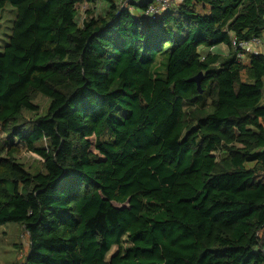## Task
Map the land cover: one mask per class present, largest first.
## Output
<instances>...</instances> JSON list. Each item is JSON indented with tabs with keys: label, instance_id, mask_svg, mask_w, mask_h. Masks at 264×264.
I'll use <instances>...</instances> for the list:
<instances>
[{
	"label": "trees",
	"instance_id": "obj_1",
	"mask_svg": "<svg viewBox=\"0 0 264 264\" xmlns=\"http://www.w3.org/2000/svg\"><path fill=\"white\" fill-rule=\"evenodd\" d=\"M96 1L0 0V226L30 241L12 264H264V54L233 47L264 37V0Z\"/></svg>",
	"mask_w": 264,
	"mask_h": 264
},
{
	"label": "rangeland",
	"instance_id": "obj_2",
	"mask_svg": "<svg viewBox=\"0 0 264 264\" xmlns=\"http://www.w3.org/2000/svg\"><path fill=\"white\" fill-rule=\"evenodd\" d=\"M98 1V0H97ZM96 1V2H97ZM92 4H95L92 3ZM85 5V4H84ZM84 5L81 7L82 11L78 16V19L84 18L86 13L83 12ZM96 6L98 11H103L104 4L98 1ZM16 18V9L10 4L6 3L0 10V52L3 51L5 45L8 43L10 35L12 33V27ZM226 47V48H225ZM225 52L228 51L227 46H224ZM35 104L38 106V110L35 113L26 112L29 117H38L45 114L48 110L50 98L45 94L39 93L36 95ZM9 136L0 131V139H3L8 143ZM16 141V139H15ZM20 149L16 153V158L22 162L25 168L31 172H36L43 169L42 159L36 153L30 152L26 149L21 142ZM117 206H124L126 204L114 203ZM29 234L25 230L24 226L17 222H8L0 226V264H12L15 262H21L29 249ZM118 250V246H113L108 253V257Z\"/></svg>",
	"mask_w": 264,
	"mask_h": 264
},
{
	"label": "built area",
	"instance_id": "obj_3",
	"mask_svg": "<svg viewBox=\"0 0 264 264\" xmlns=\"http://www.w3.org/2000/svg\"><path fill=\"white\" fill-rule=\"evenodd\" d=\"M182 1L183 0H155L154 3L149 4L146 12L151 15H155L158 12L168 9ZM84 18H81V20L78 19L79 22H82ZM233 47L238 50V56L240 58L244 57L245 52L264 54V37H253L250 40L234 39Z\"/></svg>",
	"mask_w": 264,
	"mask_h": 264
},
{
	"label": "water",
	"instance_id": "obj_4",
	"mask_svg": "<svg viewBox=\"0 0 264 264\" xmlns=\"http://www.w3.org/2000/svg\"><path fill=\"white\" fill-rule=\"evenodd\" d=\"M190 80L195 81L200 91H202L201 89L202 72H199V74L193 76L192 78H190Z\"/></svg>",
	"mask_w": 264,
	"mask_h": 264
}]
</instances>
